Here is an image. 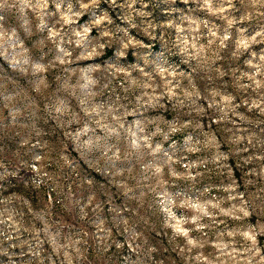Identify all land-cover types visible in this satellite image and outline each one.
Returning a JSON list of instances; mask_svg holds the SVG:
<instances>
[{
  "label": "clouds",
  "instance_id": "1",
  "mask_svg": "<svg viewBox=\"0 0 264 264\" xmlns=\"http://www.w3.org/2000/svg\"><path fill=\"white\" fill-rule=\"evenodd\" d=\"M0 264H264V0H0Z\"/></svg>",
  "mask_w": 264,
  "mask_h": 264
}]
</instances>
